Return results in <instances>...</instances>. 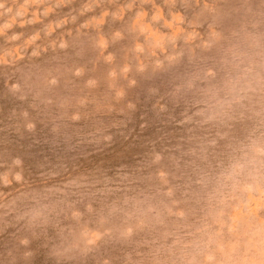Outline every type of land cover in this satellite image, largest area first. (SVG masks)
<instances>
[{
	"label": "rangeland",
	"instance_id": "obj_1",
	"mask_svg": "<svg viewBox=\"0 0 264 264\" xmlns=\"http://www.w3.org/2000/svg\"><path fill=\"white\" fill-rule=\"evenodd\" d=\"M129 2L122 19L92 23ZM0 3L11 8H0V203L18 194L48 207L41 228L0 227V264H200L195 237L237 208L246 221L243 200L220 203L213 185L241 143L264 132V96L215 118L208 108L225 58L264 50V0H175L170 10L196 38L162 46L132 27L138 11L143 23L153 14L142 0H103L83 14L92 0ZM153 3L171 18L165 0ZM5 174L20 183L4 187Z\"/></svg>",
	"mask_w": 264,
	"mask_h": 264
},
{
	"label": "clouds",
	"instance_id": "obj_2",
	"mask_svg": "<svg viewBox=\"0 0 264 264\" xmlns=\"http://www.w3.org/2000/svg\"><path fill=\"white\" fill-rule=\"evenodd\" d=\"M142 2L152 4L153 14L148 23H143L147 13L143 10L138 11L132 21V27H139L140 32L146 34V41L150 39L154 46H162L165 42L174 43L181 36L186 41L195 40L194 30L186 32L180 27L185 23V17L179 12L173 13L170 10L175 0H165V4L169 6L170 19L164 18L163 9L153 3V0H142ZM102 4L103 0H92V3L84 6L81 14L91 11L93 7H102ZM132 7L133 2H129L111 13L107 8H103L100 16L94 18L92 23L98 26L103 23L104 17L109 15L114 20H120L125 9ZM0 8L5 12H11V8H4L3 3H0ZM16 15L23 16L24 12L17 11ZM72 19L75 20V17ZM156 21H163L164 26L171 29L170 34L154 30L151 24ZM64 23L65 21L62 20L56 27ZM188 23L191 27L195 24V20ZM52 32L53 28L49 25L45 35H50ZM120 35V32L115 33L117 37ZM18 38L14 35L10 39ZM39 38V33H36L28 39L27 44H34ZM51 43L56 45L57 42L53 40ZM100 44L106 46L103 38ZM57 46L66 49L68 42L61 39ZM137 48L143 51L139 45ZM248 51V56L232 54L225 58L226 72L222 86L218 89H210L208 108L210 118L222 114L237 102L264 96V50L250 45ZM32 55L37 56L39 53L33 51ZM20 181L19 174L13 176L11 180L7 174L2 178L6 188L12 186L14 182L19 184ZM213 193L220 197V203L226 199H231L233 202L242 199L246 221H241L240 210L237 208L227 221L220 222V227L215 230L206 229L204 235L195 237L188 247L202 256L200 264H264V132L253 134L241 143L236 154L215 178ZM0 209L4 210L0 212V227L11 228L20 225L29 230L43 227L48 212L47 204L40 198L29 197L25 200L18 194L0 203ZM233 218L236 227H233ZM226 232L231 236L230 239L224 238ZM85 241H87L86 236ZM20 243L27 245L29 240L25 238ZM24 255L27 257L31 253L26 252Z\"/></svg>",
	"mask_w": 264,
	"mask_h": 264
}]
</instances>
